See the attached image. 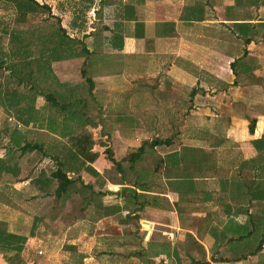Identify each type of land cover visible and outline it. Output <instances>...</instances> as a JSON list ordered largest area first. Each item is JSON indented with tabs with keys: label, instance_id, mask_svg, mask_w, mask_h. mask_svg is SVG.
Here are the masks:
<instances>
[{
	"label": "crops",
	"instance_id": "0c3cea01",
	"mask_svg": "<svg viewBox=\"0 0 264 264\" xmlns=\"http://www.w3.org/2000/svg\"><path fill=\"white\" fill-rule=\"evenodd\" d=\"M73 1L77 8H90L93 17L87 30L83 28L86 16L73 14L69 25L75 36L64 28L69 38L80 40L77 48L84 45L91 53L88 58L83 54L69 57L91 65L92 74L86 68L81 71L88 96L77 94L83 85L70 81L64 71L60 70L57 80L50 59L45 61V70L53 71L49 76L54 78L52 85L58 84L55 92L60 103L90 101L102 123L63 126L56 131L41 127L36 118L24 124L13 110L0 106V114L16 123L0 121V226L25 237L20 251L0 248V264L264 262V241L260 250L250 253L264 232V193L256 198L249 187L264 185L260 174L264 167V0ZM48 43L47 39L41 42L42 54L48 53ZM71 59L56 62L61 67ZM32 68L20 69L31 76ZM20 75H12L17 78L15 84L33 88V98L13 91L9 97L20 98L16 109L26 105L32 108V116L41 114L47 93L35 96L33 85L20 80ZM57 116L58 123L65 125L67 119L79 121L67 112ZM181 118L203 123L191 129L196 136L189 142L180 137L177 125L169 135L154 138L162 143L149 141L152 147L171 149L157 163L168 161L175 175L164 183L174 182L177 188L161 187L160 178L159 185L148 182L143 175L148 172L136 165L148 140L144 137L142 143L133 144L135 139L128 136L145 134L146 120L160 121L166 129L173 119ZM250 120L255 121L252 132ZM240 123H244L242 129H238ZM84 129L96 140L91 150L97 157L85 161L84 167L76 161L65 164L66 171L69 164V182L55 193L57 181L51 172L57 160L53 155L62 161L67 148L73 150L62 137ZM107 136L134 149L119 159L110 144L98 150L97 142ZM141 145L143 153L129 161L128 154ZM180 147L202 152L203 159L197 160L202 166L199 174L213 175L201 178L217 183L216 194L213 187L197 188L194 173L181 169ZM106 150L119 168L103 154ZM109 163L119 177L110 173ZM128 170L132 178L127 177ZM200 194L206 199L202 206L195 204ZM180 199L191 206H181ZM249 230L251 235L239 237ZM33 243L44 247L41 259L28 257L27 245ZM242 254L247 256L237 259Z\"/></svg>",
	"mask_w": 264,
	"mask_h": 264
},
{
	"label": "rangeland",
	"instance_id": "374dc122",
	"mask_svg": "<svg viewBox=\"0 0 264 264\" xmlns=\"http://www.w3.org/2000/svg\"><path fill=\"white\" fill-rule=\"evenodd\" d=\"M35 1L37 2L38 5L40 4L39 2H41L42 4H46V5L49 4L50 7L47 10L46 8L38 7L29 0H0V58L3 59V57L6 56L5 64L7 65H11L12 63L14 64L15 62H17V64H22L21 67L34 66L32 70L35 71L36 74L34 73L31 76L27 74L26 76L25 73L22 79L23 80L25 79L28 83H30V86L33 85L36 92L35 96L41 93H50L51 91L52 96L57 98V101L60 102L59 101L60 98L56 95L55 92L58 89V84L52 85L54 78L52 76L51 77L49 76L53 71L51 72L48 68L46 71L45 61H41L39 57L40 54H42V52L44 51V49H42V47L40 46L39 41L42 42L45 39H47L48 41L50 37L51 38L58 37L59 35V31L57 29V27H59L58 25L60 26L64 25L65 27L63 28H66L67 32L72 33L73 34L72 36H75L74 31L72 32L71 30L72 28L69 25V21L71 20L73 14L75 15V13L86 16V20H85L86 24L84 25L85 27L83 28L87 30L89 26L93 25V23H91L93 17L90 8H84V7L77 8L73 0H35ZM56 33H58L57 36H55ZM44 36H46L47 38H45ZM56 41L57 40L55 38L49 40L48 45L50 46H45V47L50 49L52 43L55 44L59 43ZM18 44H22V45L24 44L23 49L21 51L18 52L11 50L12 48H15ZM78 45H81V42L78 41L74 42V46L76 47L74 50L78 49L77 48ZM64 53L63 55H65ZM66 59H71V58L66 57ZM40 61L41 63L39 64ZM56 61L58 60L50 59V63L54 62L52 64L54 66L53 70L57 72L55 73V78H57L58 80V78L60 77V70L64 71V75H67V78L70 81L76 80V82H80V84L83 85L82 87H80V89L78 88L79 90L77 94L87 97L88 93L85 84L86 83L85 73L81 71L82 68H86V73L88 72V74H90L92 69H88L91 66V65L88 66L89 61L86 65L82 61H76L75 59H71L70 60L71 63L64 62L61 67L59 66V63ZM24 71H26V69H24ZM12 75H19V72L15 71ZM12 75L9 72V70H7V68L3 66L2 76H0V93L1 94L3 93V97L5 98V94H10V92L13 91V94L15 95L22 94L23 96H25V94L26 95L30 94V97L27 98L32 99L33 88H29L27 84L25 86H17L15 84V79L17 78H15ZM50 85L52 88L50 87ZM72 104L74 105L73 107H75L76 116L79 121L67 119L68 122L66 125L64 123L63 124L58 123V117H59L57 116L58 113H63V112L71 113L72 111L71 109H66L60 112L59 111L60 109L50 106L48 101H46V109L41 114L35 111L37 115L35 116L33 115L32 118H36V121H39L41 127L43 125H46V128H50V129L54 127L56 131L59 128H63V126L74 127L76 125L78 126L85 125L86 127H89L90 125H92V122L101 121L102 123V120L97 119V116H95L96 108L94 107V104H91L90 101L84 105L82 103L76 104V102ZM22 113L24 117L27 114V112L25 111H23ZM8 114L12 115V113H8ZM46 114H48L47 118L45 117ZM86 115L88 116V119L86 118ZM14 116L17 120H20V118L16 116V114H14ZM43 116L45 117L44 119L42 118ZM0 121L10 122L7 120V117L5 115H1V114H0ZM47 121L49 122L48 124ZM103 122L104 124L106 123L105 120H103ZM126 122L127 120H125V126L127 125ZM10 123L14 126L16 125L14 121ZM30 123H33V119L31 120ZM129 123L132 124L133 121H129ZM144 123L146 127V128L143 127L145 128L146 131L145 134L142 135L139 133L136 136V134L134 133L128 136L135 139L132 141L133 144L139 142L142 143L144 137H146L148 140V142L145 144V151L142 155V159L136 162L137 167L139 168V170L141 169L143 171L148 172V174H143L147 177L146 179L148 180V182L151 181L155 185H159L160 183L157 182V178H160L161 187H165V188L170 187L171 189L177 188V185L174 182H171L169 186H166V183H164L165 179H168V177H173V175H175L172 172L171 167L169 166L170 164L167 163L168 161H164L163 163H157L158 158L167 154L169 151H171V149H168L163 146L152 147L149 145V141L157 136L163 137L169 135L170 131L173 130L174 126L177 125L181 129L180 137L183 138L184 142L187 141L189 142L191 138H194L196 136V130H191V129L203 126L201 119H187V118L184 119L181 118L177 120L173 119L172 124L167 126L166 129H165V124L161 125L160 121L154 122L153 120L148 122L146 120ZM242 127H244V123H240V125H238V129H242ZM104 138H105L104 141H101L100 143L97 142L98 147H100V149L98 150H104V148L110 144L109 147L111 148L114 157L117 159H119L122 155L126 154L128 150L134 149V147L132 148V145L126 144L122 141L113 142L111 136H107ZM38 139L40 140L41 138ZM97 139H99L98 136ZM227 142L228 145L232 144L230 143L231 142L230 139H227ZM129 147L130 149H128ZM180 153H181L180 159L184 161L183 162L184 164L182 165L181 169L186 173L190 171L194 173L193 177L195 179L197 178L196 179L197 188H200V190H202L203 188H207L211 190V188L213 187L214 190H212V192L213 194H216L215 188L217 187V183L215 181L211 182L210 179L201 178L203 177V175L205 176H213V175H207L210 174L209 172L207 174L205 173L199 174L202 166L198 164L197 160L203 159V156L201 154L202 152L196 151L193 153L189 149V147H187V149L181 148ZM103 154L107 155L106 151H103ZM219 157L223 158L225 156L219 155ZM123 164H124L123 167L127 169V162H124ZM156 164L158 165V167L156 166ZM108 165H109L108 170L110 171V173L116 175V168L111 163H109ZM223 171L224 169L221 170V172ZM131 172H132L131 170H128V174H127L128 178H132ZM228 172L229 171L226 172L225 176L227 175ZM116 176L119 177V174H117ZM154 176L156 179L154 178ZM205 181H207V183H205ZM178 188L180 191H183L184 185L179 183ZM164 191L166 190L164 189ZM200 196L201 198L195 200V204L202 206V203H204L206 199L205 197L204 199H202V194H200ZM180 204L181 206H187V205L191 206V202H184V199L183 200L180 199ZM228 229L229 227L227 228V230ZM27 246H28V252H27L28 257L34 258V260L42 258L44 247L41 244L37 245V243H33ZM38 249L41 250L40 253H38L39 252L37 251ZM25 264L27 263L25 262Z\"/></svg>",
	"mask_w": 264,
	"mask_h": 264
},
{
	"label": "trees",
	"instance_id": "16d2710c",
	"mask_svg": "<svg viewBox=\"0 0 264 264\" xmlns=\"http://www.w3.org/2000/svg\"><path fill=\"white\" fill-rule=\"evenodd\" d=\"M29 1L33 2L38 7H43V8H46L47 10L49 9L46 4L40 3L38 5L35 0H29ZM58 26L59 27H57V29L59 31V35H58V33L55 34V36L58 35V37H52V38L50 37L49 40H52L53 38H55L57 40L56 42H59V43L55 44V43L50 42V43H52V46L49 49L48 53L40 54V56H39L41 61H46L47 59L58 60V59H62L64 57H75V56L82 55V54L85 56V58H88L91 53L89 52V50L87 48H85L84 45L81 46V48H78V49H81L83 53L79 52L77 50H74L76 48L74 46V42H76V41L80 42V40H78L77 38H69L66 35L65 29L60 25H58ZM39 44H41V41H39ZM23 46H24V44L23 45L18 44L15 48H12L11 50L19 52L23 49ZM63 53L65 55H63ZM41 61L39 62V64L41 63ZM5 62H6V56H4L3 59L0 58V76L2 75V68L4 66L5 68H7V70H9L11 75L16 70H18L19 74H21L19 76V78H20V80H22V78L24 77V74L26 73V71H24V69H20L22 64H17V62H15L14 64L12 63L11 65H7V64H5ZM6 96H8V97L6 99H4V101H3L2 94L0 93V106L6 111L13 110V112H15L16 116H18L20 118L21 122H23L24 124H27L30 121V119L32 118V112H31L32 108L26 107V105H25L24 107L19 106V108L16 109V107L18 105H20L19 104L20 98L16 99L15 96L13 95L14 100H12L9 97V96H11V94H5V97ZM45 99L49 102L50 106H52L54 108L62 109V110L71 109L72 112L70 114L72 117H75L76 110H75V107H73L74 106L72 104L73 102L72 103H64V102L60 103L56 100L55 97L52 96V92L47 93L45 95ZM8 108L10 110H8ZM23 111L27 112L25 117L22 113ZM254 122H255L254 120H250V122L248 123V129L250 132L253 131ZM62 138H64L71 145L73 150H71L70 148H67V151L65 152V156L63 157L62 161L58 160V155L57 156L53 155L54 159L57 160V163H56L57 167L54 171L51 172V177L53 179H56V181H57L55 193H59V191H61L62 189H65L67 186L66 184L69 182V180L67 178V171L69 170V164H68V170L67 171L65 170V164L69 163L70 161H72V163L76 161L80 166L84 167L85 161L92 162L97 157V153L92 152V150H91L92 146L94 145L96 140L94 138H92V133L90 131L84 129V130H81L79 132H71L69 134H66ZM162 142H163V140L154 139V140H151V145H155V144L162 143ZM254 143H256V142H254ZM23 149H24V151L26 149H28V145H25L23 147ZM106 151H107L108 158L118 167L119 162L114 160V158H113V156L109 150H106ZM143 151H144V148L141 145L135 151H132L128 154V160L133 161L134 159L139 157L143 153ZM66 169H67V167H66ZM260 169H261L260 174H263L262 176H264V167H261ZM249 187L251 189L252 194L254 196H256V198L261 197L262 196L261 194L264 193V185H261V183H257V184H255V186H253V184H252ZM246 232L247 233H243V234L239 235V237H242L244 234L247 236L251 235L252 230H249ZM247 236H245V237H247ZM263 241H264V232L262 233L261 237L259 239H257V243H256L254 249L250 253L253 254V253L257 252L258 250H260ZM24 242H25V237L10 233V232L6 231V229H4V227L0 226V248L6 249V250L14 249V250L20 251L24 245ZM246 256H247L246 254H242L241 256H238L237 259H240V258L246 257ZM260 264H263V262Z\"/></svg>",
	"mask_w": 264,
	"mask_h": 264
},
{
	"label": "built area",
	"instance_id": "2783aa9c",
	"mask_svg": "<svg viewBox=\"0 0 264 264\" xmlns=\"http://www.w3.org/2000/svg\"><path fill=\"white\" fill-rule=\"evenodd\" d=\"M10 120H12V118H9Z\"/></svg>",
	"mask_w": 264,
	"mask_h": 264
}]
</instances>
